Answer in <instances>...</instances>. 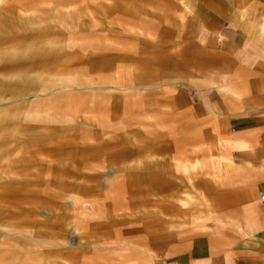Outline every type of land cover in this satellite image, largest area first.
<instances>
[{"label": "rangeland", "instance_id": "374dc122", "mask_svg": "<svg viewBox=\"0 0 264 264\" xmlns=\"http://www.w3.org/2000/svg\"><path fill=\"white\" fill-rule=\"evenodd\" d=\"M219 1L264 57V0L243 17ZM160 3L0 0V264H159L206 231L222 150L149 105L155 34L140 18ZM176 159L201 162L191 180Z\"/></svg>", "mask_w": 264, "mask_h": 264}, {"label": "crops", "instance_id": "0c3cea01", "mask_svg": "<svg viewBox=\"0 0 264 264\" xmlns=\"http://www.w3.org/2000/svg\"><path fill=\"white\" fill-rule=\"evenodd\" d=\"M166 1L140 18L151 22L146 26L157 40H149L142 70L151 73L149 105L217 134L206 147L222 151L201 190L206 231L166 247L159 264H264V57L223 2ZM238 4L242 17L248 14L249 0ZM175 164L191 180L201 162ZM182 195L178 201L187 205L192 195Z\"/></svg>", "mask_w": 264, "mask_h": 264}]
</instances>
